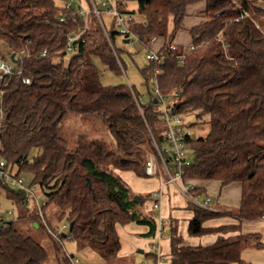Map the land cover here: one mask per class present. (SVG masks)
Returning <instances> with one entry per match:
<instances>
[{
    "label": "trees",
    "instance_id": "16d2710c",
    "mask_svg": "<svg viewBox=\"0 0 264 264\" xmlns=\"http://www.w3.org/2000/svg\"><path fill=\"white\" fill-rule=\"evenodd\" d=\"M134 1L138 9L129 14L142 49L148 52L151 41L164 40L156 50L164 61L142 70L152 98L142 110L134 86L102 82L108 70L121 75L126 69L114 25L109 41L94 15L87 25L81 18L61 23V5L55 0H0V59L12 65L10 75L0 74V160L17 175L31 174L44 195L42 209L30 212L24 192L0 179V208L3 196L17 209L13 220L0 223V264L48 261L46 249L19 228L25 221L47 230L57 264H72L74 256L64 246L67 239L79 250L111 261L122 250L119 227L146 226V237H155V219L137 210L135 195L117 174L147 178L145 163L149 154H156L155 142L165 146L166 126L154 103L150 71L174 110L186 119L195 118L192 129L207 123L208 117V135L190 141L194 162L184 169V178L222 187L241 185L235 224L207 227L223 214L189 204L194 215L190 236L218 235L211 245H186L177 223L170 222L168 264H246L244 248L260 239L258 234L244 236L241 230L243 221L264 214V0ZM200 2L206 4L202 22L185 30L191 42L180 46L176 40L184 31L188 8ZM72 35L79 37L68 52ZM69 53L73 55L66 61ZM70 115L100 123L114 148L84 133L77 134L71 147L63 133ZM51 207L59 210L57 221L65 219V232L49 221ZM229 233L239 234L227 237Z\"/></svg>",
    "mask_w": 264,
    "mask_h": 264
},
{
    "label": "rangeland",
    "instance_id": "374dc122",
    "mask_svg": "<svg viewBox=\"0 0 264 264\" xmlns=\"http://www.w3.org/2000/svg\"><path fill=\"white\" fill-rule=\"evenodd\" d=\"M56 4L61 5L57 0ZM119 3L125 4V11H127L124 14L125 18L129 17L130 12L137 11L138 4L134 0H117ZM261 1V0H260ZM108 30H111V25L113 22L112 18H105ZM187 36L188 31H187ZM4 45V43H3ZM116 46L118 49H121L124 51L123 60L125 63V71L121 75H117L112 71H107V74L105 77H102V82L106 86H134L136 90L140 93V98L144 101L145 105H148L151 103L152 98L148 94V90L146 87V81L145 78L142 75V70L145 69L147 66H149V62L147 61V50L142 49V47L139 45L136 48H133L132 45L124 44L123 38L117 39ZM2 50L5 53H7V47L4 45L2 47ZM73 54H68L66 56V61H68ZM100 70L103 72L104 68L102 66H99ZM149 75L152 76V72H149ZM154 86H151V90L153 91ZM155 97V96H154ZM187 124L188 122H194V117H188L187 118ZM207 123L200 124L194 129L189 130V134L192 136L193 139H198L200 137H206L209 133V123H208V117L205 120ZM64 135L69 139L71 143V147L75 146V139L77 134L84 133L89 138H98L101 140H104L108 143L110 148H114V141L113 138L109 135V133L106 131V129L98 122H90L82 120L78 117H74L73 115H70L67 118V121L65 123ZM157 157L158 152L156 150V154L152 153L149 154L147 158L149 157ZM17 172V170H16ZM120 172V171H118ZM119 174V173H117ZM25 177L26 187L35 188L36 194L39 196L38 201L39 204H43L44 202V195L41 190V187L39 185H33V178L31 174L29 173H23L22 174ZM122 178L127 182V185L131 189L132 193L135 196L142 197L144 199V202L146 203V206H144V213L146 216L155 217L156 212L153 211L151 208L149 209L148 203L150 204V197L153 194V189L156 185V178L155 177H147V178H139L135 176L133 173H120ZM162 176L165 175L164 171L161 173ZM158 177V176H156ZM156 179V180H155ZM208 188L212 186L210 183H203ZM221 186V185H219ZM219 186H214L213 189H209L208 193L205 194L203 197L209 196L211 198L210 208H213L216 206L217 208H223L222 206L226 204H230L228 207L229 211L234 213L235 215H239V202L241 198V185L240 184H234L229 186H235L232 189V193L229 197L220 195ZM170 188V187H169ZM13 189L18 190L17 187H13ZM153 191V192H152ZM177 196L179 194L178 192L175 193ZM201 197V198H202ZM200 199V198H199ZM203 201V200H202ZM220 203L221 205H219ZM225 207V206H224ZM33 209V207L31 208ZM221 210L225 209H220ZM0 211L4 213L5 215L8 212H13L14 215L17 213V209L15 205H13L11 202L7 201L3 196L1 198V208ZM30 212H33L32 210ZM59 210L55 207H51L47 211V216L49 221L53 225H57L60 228L62 225L66 224L65 219L62 221H57V216ZM179 215V214H178ZM191 214H180V216H190ZM177 220L184 221L185 218H176ZM181 224V229L184 228V225L188 229V222H179ZM19 228L27 233L29 236L33 237L36 241H38L47 251L49 258L48 261H46L44 264H57V256L56 251L54 248V245L48 235V232L46 229H34L31 222H22L19 224ZM120 232V239L122 240L124 244V252L122 253V257H117L114 260L111 261H103L100 259L95 253L92 251H82L79 250L75 241L71 239H67L64 243L65 249L67 253L70 256L78 257L82 261H84L86 264H155L154 259L151 257H147V254L154 253L152 250V246L150 244L151 240H153V237L151 238H144L138 235L133 234L132 236L127 235L126 229L124 227L119 228ZM189 232V231H188ZM242 233L244 236L251 235V234H258L260 239L256 240L253 239L251 242H249L246 247L244 248L242 252V260L245 261L246 264H264V247L258 248L257 244H263L264 245V219L261 217L259 220L256 221H243L242 226ZM184 237H188L187 235L183 234ZM190 236V234H189ZM191 237V236H190ZM144 238V239H142ZM163 240V239H162ZM156 244V242H153ZM152 243V244H153ZM186 243H190L189 239H187ZM150 244V245H149ZM153 244V245H154ZM162 246V244H161ZM257 248H256V247ZM163 255V249L161 251V254ZM163 258V257H161ZM156 264H164L163 261H159V263Z\"/></svg>",
    "mask_w": 264,
    "mask_h": 264
},
{
    "label": "built area",
    "instance_id": "2783aa9c",
    "mask_svg": "<svg viewBox=\"0 0 264 264\" xmlns=\"http://www.w3.org/2000/svg\"><path fill=\"white\" fill-rule=\"evenodd\" d=\"M61 3V9L59 11V21L65 23L68 20L73 22L78 21L80 18L85 20V25L89 22V17L94 15L100 22L101 27L110 41L109 30L105 21V18H112L115 30L119 33L120 37L123 38L125 44L132 45L133 48L141 45V39L139 35L132 31V25L134 17L129 14L128 18L124 17L125 5L120 4L117 0H58ZM111 25V26H112ZM79 35H72L68 38L67 50L71 52L73 50V42L77 40ZM151 47L147 53V61L149 64H161L164 61V56L160 52L154 50L153 46L155 41H151ZM193 49V47L191 48ZM172 50H176L172 47ZM11 52L8 56H12ZM45 56V54H43ZM18 57V56H17ZM183 57L179 60L182 61ZM12 73V65L3 59H0V74L10 75ZM159 73V72H157ZM156 73V75H157ZM155 73L152 72L153 83H154V100H157L156 106L159 107L161 122L166 126L164 132L165 146L160 148L155 142V147L158 152L159 159L157 157H149L145 163V173L148 177L160 178L159 188L153 192L150 197V203L152 210L156 212L154 217L157 222L156 230V244L153 245V251L161 259L162 246L161 242L164 237V220L160 214L162 210V204L166 195V190L169 187L178 188V191L183 195L189 203L194 204L202 209L208 210L211 198L209 196L204 197L203 201H197L195 192L197 186L195 181L186 180L183 176L184 169L191 166L194 162V154L190 147V141L193 140L189 134L190 122L187 124V119L177 113L174 110L173 102L170 101L168 96L163 95L160 92L158 82L155 78ZM29 83V80H24ZM1 96V94H0ZM138 107L142 110L148 105L144 104L141 98L136 97ZM4 117V113L0 108V118ZM165 173L164 176L161 173ZM0 179L7 182L12 187H17L22 190L25 194L26 200L25 205L27 209L33 207L39 210L42 209V204H39V196L36 194L33 186L26 187L25 177L23 175H17L16 170H10L5 161L0 160ZM44 205V202H43ZM32 210V209H31ZM13 212L0 214V223L3 221L13 220ZM264 219V214L262 215ZM67 229L66 225H62L60 232H65ZM72 264H86L78 257L72 258ZM145 264V263H142Z\"/></svg>",
    "mask_w": 264,
    "mask_h": 264
},
{
    "label": "crops",
    "instance_id": "0c3cea01",
    "mask_svg": "<svg viewBox=\"0 0 264 264\" xmlns=\"http://www.w3.org/2000/svg\"><path fill=\"white\" fill-rule=\"evenodd\" d=\"M206 4L205 2H200V3H196L191 5L188 8V16L184 21V31H181L178 34L177 40L176 42L183 47H186L190 44L191 42V38L188 35L187 36V32L185 30L190 29L191 27L198 25L199 23L202 22V13L205 10ZM164 44V40L163 39H159L155 42L153 48L155 50H159V48H161ZM119 175L120 173H124V172H118ZM121 176V175H120ZM122 177V176H121ZM148 177V176H147ZM156 179V185L153 189V191L157 190L159 188V183H160V178L155 177ZM123 179V178H122ZM144 179V178H142ZM124 180V179H123ZM125 181V180H124ZM126 182V181H125ZM127 183V182H126ZM196 186L197 189H201V194H198V190L195 192L197 201H202L203 197L205 194L208 193V190L213 189L214 186H219L220 184L218 182H199L196 181ZM203 183H210L212 184L211 187H207L205 184ZM234 185V184H231ZM235 186H226V187H222L219 186V191H220V195H223L226 197H229L230 194L233 192L232 189ZM152 191V192H153ZM179 193L178 188H174L173 186L168 188L166 190V195L164 198V202L162 204V210L160 212L163 220H164V237L163 240L161 242L162 244V249H163V257L164 258H159L158 255L156 254V256L152 257L154 259L155 264L159 263V261H163L164 264H168V260L166 259V255L169 253V239L166 237V235H168L169 233V224L170 222H175L177 223L178 226V230H179V234L180 236L183 238L184 243L186 245H190V246H208L211 245L212 243H214L216 241V239L218 238V235H207V236H203V237H190L189 236V232L188 229L186 228V226L184 225V228L181 229V224H179V222H184L187 221L188 222V227H189V222L190 220H192L193 218V212L189 209V202L188 200L183 196V195H176L175 193ZM180 194V193H179ZM202 197V198H201ZM200 198V199H199ZM212 201V200H211ZM138 205H137V210H140L144 213V206H146V203L144 202V199L142 197H140V200L137 201ZM211 203V202H210ZM240 203V202H239ZM219 205H221L220 203H218ZM149 209H152L151 203L149 204ZM225 206V207H224ZM222 206L223 208H217L216 206H214L213 208H210V204H209V209L212 212H219L220 209H225V210H221L219 213L223 214V217L219 218V219H215V220H211L209 222L206 223L207 227H219V226H223V225H232L237 223V219L238 216L235 215L234 213H232L231 211H229L228 207L230 206V204H226ZM145 214V213H144ZM179 214V215H178ZM180 214H191L190 216H180ZM176 218H185L184 221L182 220H177ZM157 224V222H156ZM243 226V223H242ZM124 229H126V233L127 235L129 234V236H132L133 234L141 236L146 238V234L148 233L149 229L146 226H139L137 224H130V225H126L123 226ZM120 228V227H119ZM119 228H118V233L120 236V232H119ZM242 232V230H241ZM183 234L187 235L188 237H184ZM239 233H229L226 236L227 237H235L237 236ZM142 238V239H144ZM156 234L155 237L153 238V240H151L150 244L153 247V242L156 241ZM187 239H189L190 243H186ZM122 242V240H121ZM153 243V244H152ZM149 244V245H150ZM153 249V248H152ZM122 253L124 252V244L122 242V250L120 252V254L118 255V257H122ZM155 253V252H154ZM150 254V252H149ZM148 256V254H147Z\"/></svg>",
    "mask_w": 264,
    "mask_h": 264
},
{
    "label": "water",
    "instance_id": "95a60500",
    "mask_svg": "<svg viewBox=\"0 0 264 264\" xmlns=\"http://www.w3.org/2000/svg\"><path fill=\"white\" fill-rule=\"evenodd\" d=\"M13 58H14V56L12 57V60H13ZM154 103H157V100L155 99L154 100ZM135 200L136 201H139L140 200V197L139 196H135ZM34 227L36 228V229H38L39 228V225L38 224H34ZM72 229V224L70 225V230Z\"/></svg>",
    "mask_w": 264,
    "mask_h": 264
}]
</instances>
